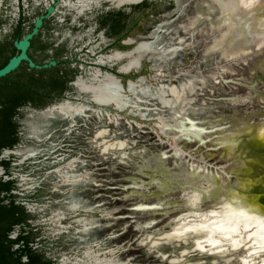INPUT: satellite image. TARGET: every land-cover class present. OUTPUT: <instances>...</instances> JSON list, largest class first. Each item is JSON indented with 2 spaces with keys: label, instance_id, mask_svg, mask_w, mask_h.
Returning a JSON list of instances; mask_svg holds the SVG:
<instances>
[{
  "label": "rangeland",
  "instance_id": "374dc122",
  "mask_svg": "<svg viewBox=\"0 0 264 264\" xmlns=\"http://www.w3.org/2000/svg\"><path fill=\"white\" fill-rule=\"evenodd\" d=\"M139 1L100 0L77 16L67 7L75 0H0V42L10 40L20 22L23 38L53 7L29 54L44 63L56 56L69 78L100 72L93 88L84 86L81 93L79 81L77 96L66 91L96 106L61 103L82 112L72 120L50 119L44 142L25 139L23 129L40 123L42 110L66 92L41 107L19 109V140L10 150L40 153L21 163L19 155L2 151L0 179L12 185L15 204L28 214L23 235L30 233L32 250L51 264H264V241L249 239L258 228L245 231L242 218L228 223L222 215L243 211L264 220V209L254 214L264 206L251 194L264 193V26L250 47L256 19H247L238 34L243 40L245 33L250 49L226 55L213 41L225 27L209 34L202 19L182 29L200 0H145L118 8ZM8 52L0 43V53ZM97 59L104 65L97 66ZM180 85L179 101L163 107L157 89ZM103 90L119 100L94 101ZM100 131L106 133L99 137ZM102 142L124 145L103 153ZM78 173L81 181L74 183L86 188H66V176ZM83 216L89 221L81 226L74 218ZM195 226L200 230H190ZM20 231L17 226L9 238L16 240Z\"/></svg>",
  "mask_w": 264,
  "mask_h": 264
},
{
  "label": "trees",
  "instance_id": "16d2710c",
  "mask_svg": "<svg viewBox=\"0 0 264 264\" xmlns=\"http://www.w3.org/2000/svg\"><path fill=\"white\" fill-rule=\"evenodd\" d=\"M146 5L145 2L138 8ZM118 15L121 16V14ZM101 25L104 26L105 23ZM11 37L10 43L6 46L8 55L0 53V68L17 54L13 42L22 38L21 22ZM38 38L39 35H36L31 40V48H34ZM30 58L36 64H44L32 56ZM61 64L58 62L55 67L38 71L29 69L26 63H22L17 70L0 79V154L5 149H12L18 143L16 117L19 115L20 108L28 104L41 107L50 97L60 96L66 90L69 77L66 70L61 68ZM2 165L6 163L2 162ZM12 188L10 183L0 179V264H51L44 260L42 255L32 250L30 233L29 236L23 235L24 225L29 220L28 214L22 206L14 203L10 195ZM3 193L5 197H2ZM5 200L9 201L8 205L3 204ZM17 226L21 227V231L17 239L13 241L9 237ZM15 244H21L17 251H13ZM23 258L26 259L25 262L22 261Z\"/></svg>",
  "mask_w": 264,
  "mask_h": 264
},
{
  "label": "bare ground",
  "instance_id": "6f19581e",
  "mask_svg": "<svg viewBox=\"0 0 264 264\" xmlns=\"http://www.w3.org/2000/svg\"><path fill=\"white\" fill-rule=\"evenodd\" d=\"M100 0H75L72 4H67V7L70 9H73L77 16L81 15L83 12H85L87 9L91 7V5H97ZM226 5H231L227 6ZM193 17L188 20V24L183 26V31L187 32V28H194L198 22H200L202 19L206 21V27L205 31L209 34H216L222 30L223 27H225L226 30H224V33L220 39L214 37V40L218 47H215L216 50L222 51L226 55H232L235 52H245L249 49L245 48V45L249 44V38L245 36V33L243 34V37H245L243 40H241L240 35L238 34L240 29L242 27L246 26V20L247 19H256V28H254L252 32V43L250 47L253 46V44L260 39V30L258 31L257 28H263L264 21H261L262 18H264V5H247L244 4V1L242 0H200L198 3L195 4L193 9ZM243 29V28H242ZM215 46V43H213ZM97 66H103L104 61L102 59L96 60ZM95 71L93 74H91L90 77L86 79L84 78H78L74 82V86L77 89L78 82L81 81V85L78 86L79 92L83 93L84 86L89 88L94 86V83L97 79V76L100 74L99 68H95ZM86 79V81H83ZM77 84V86H76ZM78 90V89H77ZM183 93V88L180 85L178 86H160L157 89L156 94L159 98V103L163 107H170L176 104L179 99L181 98ZM165 94H169L170 98L165 97ZM83 95V94H82ZM81 101H63V102H70L73 104L76 103H82L86 104L88 106H91L93 103L86 101L84 97H81ZM79 98V97H77ZM94 101L101 103V104H109L111 102H115L116 100H119L116 93L108 90L100 91L99 93H96L94 96ZM61 102V103H63ZM60 104V103H58ZM56 104H53L52 107L48 108L47 111L42 114L43 120L40 123H34L30 124L28 128L29 136L40 141L41 139L45 138V135L41 136V134L45 131V126L49 123V118H61V119H69L72 120L75 116L80 115L82 112L81 106H70L67 103L60 104L59 106H54ZM106 131H100L97 133V136L102 137ZM124 145V142H117V143H101V150L102 152H106L105 149L107 148V151L110 148L116 147V148H122ZM263 148V147H261ZM263 150V149H262ZM40 152L36 148H27L25 150L15 151L12 152V154L19 155L21 163L27 159H31L36 157ZM6 155H9L7 152ZM21 182H25L26 179L23 176H20ZM253 197L256 198V202L258 205L264 206V193L261 189H256L252 193ZM247 204V203H246ZM249 207V204H247ZM246 206V207H247ZM253 209V208H252ZM264 208H260L256 211L257 214ZM246 210V209H244ZM245 213V212H244ZM246 215V213H245ZM84 217V216H83ZM87 217V216H86ZM55 220H58L59 217H55ZM239 227V226H238ZM194 232H197L200 230V227H191L190 230ZM168 238V237H166Z\"/></svg>",
  "mask_w": 264,
  "mask_h": 264
},
{
  "label": "water",
  "instance_id": "95a60500",
  "mask_svg": "<svg viewBox=\"0 0 264 264\" xmlns=\"http://www.w3.org/2000/svg\"><path fill=\"white\" fill-rule=\"evenodd\" d=\"M145 0H141L135 4H129V5H124V6H121V7H118V8H123V7H127V6H136V5H139L141 3H143ZM107 3L108 5H111L109 2H105ZM112 6V5H111ZM114 7V6H113ZM117 9V7H114ZM54 12V8L53 7H49L47 9V12L45 15L41 16L39 19L36 20V22L34 23V26L32 28V30L27 33L22 39L20 40H15L13 42V47L14 49L16 50L17 54L13 57H11L7 63L2 67L0 68V79L8 76L9 74H11L12 72H14L15 70H17L19 68V66L22 64V63H26L28 68L29 69H33V70H44V69H48L50 67H55L57 65V62L55 61H50L48 63H44V64H36L28 55V49L30 47V42L31 40L36 36V34L38 33V29L41 27L42 25V21L47 18V17H50L51 14H53ZM129 40V43L130 44H137L139 41L137 40H130V39H127V41ZM126 41V43H127ZM117 72L119 73V71L117 70ZM113 75V74H112ZM87 74L85 76L83 75H78L76 76L75 78V81L78 79V78H84L86 77ZM115 76V75H114ZM74 81V82H75ZM119 81L121 82V80L119 79ZM74 82L70 84V86L73 88V94H75L77 96V90H76V87L74 86ZM122 85V84H121ZM123 86V85H122ZM73 94H69V92H66V94L63 96V101H78L77 97L75 98H71L73 97L72 95ZM71 96V97H69ZM85 96V95H83ZM61 102H58V103H61ZM56 103V104H58ZM93 106H96L94 104H92ZM53 105L49 106V107H46L45 109H43L42 111H46L48 108L52 107ZM36 115V114H35ZM52 118H49L48 120H50ZM59 120H61V118H58ZM77 119V118H76ZM65 121V120H63ZM49 122V121H48ZM67 123V121H65ZM24 132H26V135H25V139L27 140H30V141H34L36 143H41V142H44L43 139H41L40 141L28 136V130L27 128L23 129ZM19 132V131H18ZM46 132V131H45ZM45 132H43L41 134V136H43V134L45 135ZM21 134V133H20ZM47 134V133H46ZM19 135V134H18ZM3 151H7V152H10L12 154L13 150H10V149H5ZM82 213V212H80ZM84 214V213H83ZM85 215V214H84Z\"/></svg>",
  "mask_w": 264,
  "mask_h": 264
},
{
  "label": "snow or ice",
  "instance_id": "6c2138e0",
  "mask_svg": "<svg viewBox=\"0 0 264 264\" xmlns=\"http://www.w3.org/2000/svg\"><path fill=\"white\" fill-rule=\"evenodd\" d=\"M242 2H243V0H242ZM248 2L251 3V0H248ZM227 6H231V5H226V7ZM105 151H107V148L105 149ZM212 215H216V213L213 212ZM222 215L227 218L228 223H232L233 221H235L237 224H239L240 220L242 218L247 225L245 227V231H248L249 227H257L258 231L253 232L251 234V236L249 237V239H251L253 236H259V240L264 241V235H260V231H264V220L255 219L252 216H247V215H245V213L243 211L237 212V211L228 210V211L223 212ZM254 220H255V222H253ZM193 231H195V229H193ZM229 231L235 232L236 229L231 228V229H229ZM253 243L255 244L256 241L253 240ZM261 251H264V247L261 248ZM249 255H252V253H249Z\"/></svg>",
  "mask_w": 264,
  "mask_h": 264
},
{
  "label": "flooded vegetation",
  "instance_id": "af4514ba",
  "mask_svg": "<svg viewBox=\"0 0 264 264\" xmlns=\"http://www.w3.org/2000/svg\"><path fill=\"white\" fill-rule=\"evenodd\" d=\"M0 43H2V45H5V47L6 46H8V44L10 43V40H7V39H4L3 41H1ZM32 48H31V46H30V49L29 50H31ZM28 55H29V57L31 56L30 54H29V52H28ZM56 57V56H55ZM54 57V61L55 62H59V61H56L55 58ZM43 63L45 62V61H42ZM46 63H48V62H46ZM62 65H65V63H63V64H61V68L62 69H64L63 67H62ZM57 66V65H56ZM75 78H76V76H75ZM75 78H69L68 79V82H67V84H66V86H67V88H66V90L62 93V94H64L67 90H72L73 91V88L70 86V84L71 83H73L74 81H75ZM61 104V103H60ZM56 105H59V104H56ZM56 105H54V106H56ZM47 111V110H46ZM45 111V112H46ZM36 121V120H35ZM66 121V120H65ZM34 122V121H33ZM36 122H40L39 120L38 121H36ZM75 123H76V121H75ZM67 124H68V122H67ZM75 125V124H74ZM68 127V126H67ZM18 134H19V132H18ZM46 136V135H45ZM18 137H19V135H18ZM13 152H15V151H13ZM70 169V168H69ZM55 172H58V174H59V169H57V170H55ZM79 175H81V173H78L77 175H68V176H66V178L67 179H64V180H66L67 182L65 183V187L66 188H86V185L85 184H83V185H81L80 183H74V182H78L80 179H79ZM21 176H23V175H21ZM5 177V176H4ZM8 176L6 175V178H7ZM24 177V176H23ZM25 178V177H24ZM69 179H71V180H69ZM57 180H60L59 178L57 179ZM72 181V182H71ZM81 181V180H80ZM72 183V184H71ZM74 183V184H73ZM12 192V190L10 191V193ZM75 191H72V192H69L67 195H66V198L63 200V205L66 203V200L71 196V195H73V194H75L74 193ZM2 195H5V193H3ZM11 195V194H10ZM12 196V195H11ZM15 203V202H14ZM59 213H61V214H64V217H65V213H63V212H59ZM77 212H75L74 214H76ZM83 213H87V212H84L83 211ZM75 219V221L76 222H79V223H81V226H82V224H86L89 220H86L84 217H75L74 218ZM73 219V220H74Z\"/></svg>",
  "mask_w": 264,
  "mask_h": 264
}]
</instances>
